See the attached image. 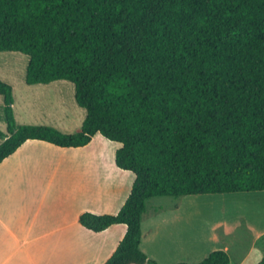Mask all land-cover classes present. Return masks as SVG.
Returning a JSON list of instances; mask_svg holds the SVG:
<instances>
[{
  "label": "trees",
  "instance_id": "1",
  "mask_svg": "<svg viewBox=\"0 0 264 264\" xmlns=\"http://www.w3.org/2000/svg\"><path fill=\"white\" fill-rule=\"evenodd\" d=\"M0 52L28 57L27 85L73 83L85 111L74 133L18 124L0 79V162L28 139L80 147L100 133L133 175L116 213L78 217L125 225L104 264H159L139 247L150 198L264 190V0H0Z\"/></svg>",
  "mask_w": 264,
  "mask_h": 264
},
{
  "label": "crops",
  "instance_id": "2",
  "mask_svg": "<svg viewBox=\"0 0 264 264\" xmlns=\"http://www.w3.org/2000/svg\"><path fill=\"white\" fill-rule=\"evenodd\" d=\"M57 81L20 90L25 109L23 124L50 125L66 133L80 130L84 115L76 118L74 109L66 110L58 95L55 104L53 100L48 103L52 110L30 111L35 103L39 105L43 93H59L61 97L69 90L65 82ZM94 136L80 147L28 139L0 162V264H104L114 251L125 225L115 224L94 232L81 226L78 217L82 212L116 213L128 196L133 179L127 187L132 174L115 165V143L111 147L101 145L86 162L76 164L70 159L96 147L92 146ZM111 163L115 168L108 167ZM194 197L182 196L172 206L145 210L140 249L159 264L195 263L214 250L226 251L229 264H257L264 254V247L257 242L264 237V190ZM216 202L252 205L251 216L255 218H244L247 208H237L234 214L245 221L252 236L236 258L230 257V243L225 236L235 232L240 221L215 225V211L210 212L203 205L213 206Z\"/></svg>",
  "mask_w": 264,
  "mask_h": 264
},
{
  "label": "rangeland",
  "instance_id": "3",
  "mask_svg": "<svg viewBox=\"0 0 264 264\" xmlns=\"http://www.w3.org/2000/svg\"><path fill=\"white\" fill-rule=\"evenodd\" d=\"M27 61H28V57L22 53L0 52V79L8 82L13 88V99H14L13 111H14L15 120L18 124L24 123V118H23L24 113L23 112L25 111V109L22 106L20 90L25 88V86H31V85H26V83L24 82ZM62 82H65L66 86L69 88V90H67L68 92L66 91L63 95L61 94V97H60L59 93L47 91L43 93L42 96H40V98L38 99L40 101L39 105L36 106V103H35V105L32 106L30 111L31 112L36 111L40 113L42 109H44V111H48L49 109L52 110V107L50 108V104L48 103L51 102L50 100H53L54 101L53 103L55 104L57 101L56 99L58 95L60 100L62 98L61 102H63L62 104L66 108V110L72 112L74 109L76 118L80 119L82 115L85 114V111L84 109L79 107L75 102L74 85L70 81L62 80ZM52 83L56 84L58 83V81L52 82ZM2 106H3V100H2V96L0 95V129L5 130V121L3 118ZM94 145H96V147H90V150L85 153L84 152L76 153L75 155H72L73 157L71 156L70 159L75 160L76 164L84 160L86 162V160L90 158L89 154L97 152V150L100 149L101 145L102 146L107 145V147H111L114 145V143L104 138L100 133H96L92 140V146ZM112 164L113 163L108 164V167L111 168V166H113V168H115L114 167L115 165H112ZM125 172H127L130 175L128 171H125ZM132 179L133 177L132 175H130V180H128L129 181L128 184L126 183L127 181H125L127 187H130L131 185L130 182H132L131 181ZM191 196H195L194 198L196 197L200 198L203 196L215 197L216 194L191 195ZM181 198L182 197L175 198V197H170V196L150 198L146 201V210L150 211L152 208H156V207L172 206L174 204L179 203ZM212 204L213 206L203 205V208L209 210L210 212L215 211L214 212L215 215H213L212 217L215 220L214 222L215 225L216 223H220L219 224L220 226L222 224L233 223V221L236 219H237L236 221H240L241 225L236 228L235 232H233L231 235L225 236V239H227V241L230 243V248H231L229 252L230 257L236 258L250 244V242L252 241V236L245 227V221L242 222L243 220L241 221L239 218H237V215H234V214L236 210H238L237 208L239 209L247 208L249 212L246 213L247 215H244V218L248 220L251 218H255L254 216H251L253 215L250 211L252 205L251 204L250 205L249 204H246V205L238 204L240 205L238 206L237 204H231L230 202H219V203L216 202ZM221 208H223V210H221ZM263 209H264V205H263ZM257 242H258V245H261L262 247H264V237L259 239Z\"/></svg>",
  "mask_w": 264,
  "mask_h": 264
}]
</instances>
